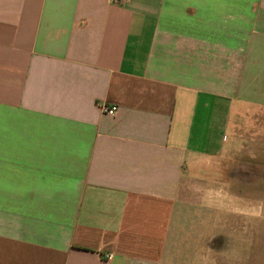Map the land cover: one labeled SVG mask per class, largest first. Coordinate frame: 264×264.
Segmentation results:
<instances>
[{"label":"crops","instance_id":"1","mask_svg":"<svg viewBox=\"0 0 264 264\" xmlns=\"http://www.w3.org/2000/svg\"><path fill=\"white\" fill-rule=\"evenodd\" d=\"M255 109L264 0H0V264L197 263Z\"/></svg>","mask_w":264,"mask_h":264},{"label":"rangeland","instance_id":"2","mask_svg":"<svg viewBox=\"0 0 264 264\" xmlns=\"http://www.w3.org/2000/svg\"><path fill=\"white\" fill-rule=\"evenodd\" d=\"M261 111L255 109L252 116H256L246 114L239 122L243 128L259 131L258 134L247 131L243 137L246 141H260L262 153L254 159L252 146L239 150L241 130L240 134L238 129L233 134L229 131L225 137L229 149L217 158L218 168L209 166L213 181L198 183L199 190H203L197 201L200 229L196 232L198 244L202 243L198 252L202 253L194 264H264V111ZM254 160L260 165L254 166Z\"/></svg>","mask_w":264,"mask_h":264},{"label":"built area","instance_id":"3","mask_svg":"<svg viewBox=\"0 0 264 264\" xmlns=\"http://www.w3.org/2000/svg\"><path fill=\"white\" fill-rule=\"evenodd\" d=\"M110 1H113V2H120L122 0H110ZM103 112L109 116H112L115 114L116 110H117V107L115 105H110V106H103L101 107Z\"/></svg>","mask_w":264,"mask_h":264}]
</instances>
